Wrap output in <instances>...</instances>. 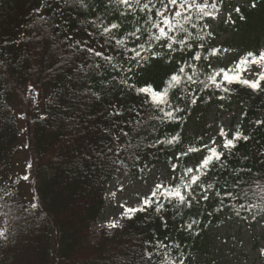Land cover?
<instances>
[{"label":"trees","instance_id":"16d2710c","mask_svg":"<svg viewBox=\"0 0 264 264\" xmlns=\"http://www.w3.org/2000/svg\"><path fill=\"white\" fill-rule=\"evenodd\" d=\"M226 1L208 0L210 5L216 4V8L210 10L217 14L226 6ZM202 2L197 0V3ZM252 3L253 0H249L247 8L236 7L240 11L235 8L233 17L229 15L228 20L235 27L244 29L245 35L254 34L255 43H258L264 34V0H255V7ZM86 4L87 7H81L74 0H69L67 5L63 0H0V196H3L0 204L6 205L0 208V231L5 232V236L0 237V264H162V261L179 264L181 260L184 264H196L200 258L211 260L213 231L217 227L233 218L249 221L264 217V91H254L238 82L227 84L226 81L223 86L230 89L228 92L214 86L205 89L200 83L182 86L180 90L172 88L169 90L171 103L186 109L178 114L183 116L182 120L163 118V113L154 109L150 102L144 105L145 125L140 131L123 125L130 133L132 143L141 147L122 151L117 159H123V165L103 161V158L98 160L95 152L106 151L108 146L115 147L111 137L101 131L104 127H111L110 121L104 119L111 110L110 106L135 104L139 107L145 97L112 87L104 103L83 102L81 107V102L69 99L67 77L73 75V69L100 58L76 53L68 44L76 40L90 41V47L101 50L102 38L88 35V32H95L90 21L99 16L104 25L121 22L119 12L114 8L105 11L106 0H86ZM186 14L192 16L196 25L184 24L192 34L190 42L193 47L171 54V59L162 54L159 58L142 62L140 67L143 70L136 71L132 83L138 87L148 85L163 90L168 87L171 74L184 61L199 69L197 80L208 82L206 73L211 69L207 67L209 60L203 57L209 56L212 64L214 58L222 57L234 46L215 42L218 34L212 29L210 17L199 19L200 13L194 7ZM40 17H47L48 22ZM57 24L61 27H55ZM132 27L133 17L129 15L118 35ZM183 35L177 33L178 38ZM66 36H71L72 41L66 42ZM201 38L207 49H218V54L211 56L206 48L197 47ZM252 46H244L242 57L249 52L258 54L264 50ZM195 53L201 54L200 61L191 60ZM107 54L116 55V52L108 49ZM63 57H70L71 62L59 72L56 65ZM212 67L217 71L223 68L213 64ZM101 70L105 73L102 77L90 73V80L72 81V86L83 89L91 83L100 91L102 79L107 82L117 75L110 69L102 67ZM191 71L186 68L189 74ZM217 79L222 80V75ZM29 84L41 92L43 100L42 107L32 112L24 105ZM261 88H264V81H261ZM174 95L185 99L173 98ZM49 98L54 102L49 103ZM191 98H197V103L190 104ZM235 102L241 108L228 137L240 131L250 139L237 141L238 147L228 154L223 149L224 137L220 135L219 126L218 138L222 141L218 151H225L227 166L223 169L214 167L202 177L205 185L213 184V188L207 190V201L200 199L190 208L165 202V209L160 214L154 211L153 205L146 211L135 213L131 220L124 219L122 227L93 230L107 202L106 193L113 178L128 173L135 180L143 179L154 169L164 166L170 175L165 185L179 183L185 168L196 166L206 155L190 152L175 159L190 147H201V135L193 137L188 131L193 116L203 117L201 105L222 109ZM16 107L23 108V116L17 114ZM68 108L71 111H65ZM151 115L162 119H149ZM21 117L27 126L28 166L31 165L26 168L29 177L26 181L17 174L15 166V157L22 153ZM66 117H75L74 122L80 127H70L73 121ZM128 118L126 114L124 119ZM174 135L179 136V141L172 145L165 142L149 147L157 139L167 141ZM124 142L125 138L121 137L120 143ZM135 156L139 159L133 158ZM173 164L179 165L175 172L172 171ZM24 183L30 184L28 193L32 191L31 196H27ZM217 190L222 193L232 191L234 197H225L221 205V197L215 195ZM5 191L12 195L4 196ZM32 204L36 207L33 208ZM193 219L197 223L188 229L186 225ZM161 243L167 247H160Z\"/></svg>","mask_w":264,"mask_h":264},{"label":"snow or ice","instance_id":"6c2138e0","mask_svg":"<svg viewBox=\"0 0 264 264\" xmlns=\"http://www.w3.org/2000/svg\"><path fill=\"white\" fill-rule=\"evenodd\" d=\"M57 2H59V0H57ZM63 3L67 5L69 0H63ZM74 3L79 4L81 7H87L86 0H74ZM255 6V0H253L252 7ZM193 7L200 13L199 19L203 20L204 17L216 19V13L210 10L215 9L216 4L212 3L210 5L208 0H203L202 3H197V0H106L105 11L114 8L119 12L121 22H111L104 25L103 20L99 16L96 20L90 21V25L95 29V32H88V35L90 37L99 35L102 38L103 43L99 45L101 50H97L96 47H90V41L82 42L76 40L68 44V47L73 49L76 53H87L89 58H100L99 61L93 59V61L87 65L84 63L77 65L73 69V75L67 77L70 82L68 86V97L70 100L81 102V107H83V102H87L88 104L104 103L105 96L110 93L112 87H119L122 90L134 92L136 95H143L145 97L139 107L135 104L129 105L128 107H124L123 105L117 106L116 104L110 106L111 110L107 112L104 119L110 121L111 127H104L101 131L111 137L115 147L108 146L106 147V151L95 152L94 154L98 160L103 158V161H110L113 164L119 163L123 165L125 161L123 159H117L120 153L122 151H130L141 147L140 144L132 143V137L128 131H125L123 125H127L133 131H140L145 125L143 114L144 105L150 102L154 109L163 113V118L172 121L182 120L183 116L178 114L183 113L186 109L180 107L178 104L173 105L171 103L169 99V90L172 88L180 90L182 86L200 83L205 89L214 86L217 89L228 92L230 89L223 86V82L226 81L227 84L238 82L247 85L254 91H264V88H261V81H264V50L260 51L258 54L249 52L236 63L235 68L227 70L221 68L218 71L212 67L209 56H204L203 59L209 60L207 67L211 69L210 72L206 73L208 82L197 80L195 77L199 69L187 61H184L178 70L171 74L168 87L163 90H157L148 85L138 87L131 82L132 76L135 75L136 71L143 70L140 67L142 62L146 63L149 59L159 58L162 54L171 59V54L178 51L184 52L193 47V43L190 42L192 34L184 28L185 23L191 24L192 27H196L193 23L192 16L186 14L189 9ZM36 11L39 12L40 10L37 9ZM217 11L219 10L217 9ZM235 11L239 12L240 9L236 8ZM137 13L143 15H137ZM129 15L133 17L132 29L125 31L123 35H118L124 24L127 23V17ZM40 19L45 21V23L48 22L47 17H40ZM141 20L143 21L142 23H140ZM55 27L60 28L61 25L57 24ZM177 33H184L185 35L178 38ZM209 35H211V33H209ZM142 37L144 38L142 39ZM37 39H39V37H37ZM65 41H72V37L66 36ZM130 44L132 46H129ZM196 46L206 48L202 42V38L197 42ZM108 49L115 51L116 55L107 54ZM206 51H208L211 56H215L218 54L219 50L215 48H206ZM201 59L202 57L199 53H195L191 56V60L193 61H200ZM70 62V57L61 58L59 64L56 65L58 71L63 72L64 68L68 66ZM125 65H127V67H125ZM251 65H256L258 68V71L255 72L256 78H243L244 73L250 70ZM102 67L105 70L110 69L117 75H113L107 82L102 79L100 81V91L95 90L91 83L83 87V89L72 86V81L81 82L90 80V73L102 77L105 74L104 71L101 70ZM186 68L192 70L191 74L186 72ZM221 75L222 80H218L217 78ZM34 90V86L29 84L28 91L32 92ZM173 98L179 100L185 99L182 96L177 97L175 95ZM221 99H223V97H221ZM48 102L53 103L54 101L52 98H49ZM188 102L190 104H196L197 98H191ZM166 108L169 110H166ZM65 111H71V109L68 108L65 109ZM126 114L129 116L128 119H124ZM66 119L73 121L70 127H80L77 122H74L75 117H66ZM149 119H162V117L151 115ZM257 123L260 124L262 122L257 121ZM117 128L119 129L118 132L116 131ZM152 130H156L154 126ZM220 135L224 137L223 149L226 150L228 154H232L233 150L238 147L237 141L243 140L246 142L250 139L249 136L242 134L240 131H236L232 134L231 138H229L223 128H221ZM121 137L125 138L124 143H120ZM178 141L179 136L174 135L170 139H167V141L157 139L155 143L150 144L149 147H156L157 144L163 145L165 142L172 145ZM211 144L213 146L204 144L200 148L190 147L187 151L181 152L178 156H175V159H179L180 157L187 156L190 152L207 150V154L203 156L196 166L185 168L179 183L175 185L157 184L148 198H142L141 205L127 207L125 212L122 213V218L131 220L135 213L146 211L148 208H152L153 205H155L154 211L160 214L165 209V202L173 206H185L190 208L193 202L199 203L200 199L207 201L209 199L207 190L212 189L213 184L208 183L205 185L202 177H206L208 172L214 167L223 169L227 166L224 160L225 151H218L219 146L216 145L215 140L211 141ZM133 158L139 159V156ZM244 158L247 159V157ZM28 167H31V165ZM178 168L179 165H172L173 172L177 171ZM22 179L26 181L29 177L28 175H24ZM173 179H175V177H173ZM201 193L204 194L201 195ZM11 195L12 194L9 192H4V196L10 197ZM215 195L221 197V205H223L225 197H234L232 191H224L222 193L217 190ZM154 197L156 199H153ZM161 197L163 199H160ZM0 200H3V196H0ZM5 207V204H0V208ZM32 207L35 208L36 205L32 204ZM241 207H244L243 204H241ZM249 207L258 206L250 205ZM4 215H7V213H4ZM237 215H239L238 212ZM196 223L197 221L193 219L186 227L191 229ZM109 227L117 228L122 227V225L114 221L109 224ZM4 236L5 232L0 231V237ZM159 246L167 247L162 243ZM176 247L178 248L179 245H176ZM149 258H151V254H149ZM162 264H167V262L162 261ZM172 264H175V262L173 261ZM179 264H184V261H179Z\"/></svg>","mask_w":264,"mask_h":264},{"label":"rangeland","instance_id":"374dc122","mask_svg":"<svg viewBox=\"0 0 264 264\" xmlns=\"http://www.w3.org/2000/svg\"><path fill=\"white\" fill-rule=\"evenodd\" d=\"M249 4V0H230L227 1L217 14L216 19L209 20L212 23V29L218 34L215 42L218 45L230 44L234 48L227 51L222 57L214 58L212 64L214 67L222 65L225 70L235 68L236 63L244 54L245 45H253V48L264 49V34H262L258 43H255L254 34L245 35L244 29L235 27L229 22L228 16L233 17L234 9L239 6ZM222 30H225L224 32ZM254 39V40H253ZM258 71L256 65H251L250 70L245 73L246 79H255V72ZM34 91H28L26 87L27 103L24 105L30 107L31 112L42 107L43 100L41 92L34 87ZM225 105V102L223 103ZM241 106L233 103L230 106L218 109L212 105L205 108L200 106L203 117L194 115L189 125L188 131L193 137L201 135V146L209 144L215 140L219 146L222 139L218 138L219 126L229 135L234 128V120L239 116ZM22 107H16L19 116H23ZM24 111V110H23ZM26 111H24V115ZM200 114V113H199ZM22 128L21 144L22 153L15 157L16 172L22 177L26 175L28 166L27 150V126L23 118L20 120ZM238 122V121H237ZM237 122L235 124H237ZM207 154V150L200 151L199 156ZM170 180L167 167L154 169L147 178L133 179L130 174H118L109 183L106 195V204L98 222L93 226L97 231L101 227L109 230L115 228L109 227L112 222L123 223L122 213L127 207H136L142 204V198H147L154 190L157 184H167ZM264 185V183H263ZM27 196L32 195L29 183L23 184ZM0 224L2 222L0 221ZM214 244L212 259L200 258L196 264H264V217L258 220L240 221L233 218L231 221L224 222L213 231ZM258 246V247H256Z\"/></svg>","mask_w":264,"mask_h":264}]
</instances>
